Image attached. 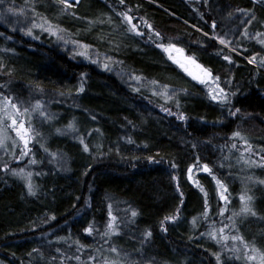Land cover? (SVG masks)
<instances>
[{
    "label": "trees",
    "instance_id": "trees-1",
    "mask_svg": "<svg viewBox=\"0 0 264 264\" xmlns=\"http://www.w3.org/2000/svg\"><path fill=\"white\" fill-rule=\"evenodd\" d=\"M63 7L58 0L0 3V45L13 55L0 69V92L26 103L47 104L56 115L55 128L74 122L79 137L89 145L85 152L79 137L42 130L44 136L49 135L44 147L48 151L33 144L32 158L40 163L27 169L38 186L34 196L28 194L24 180L0 166V263L75 264L74 257L102 244L108 205L114 200L138 213L128 235L141 246L142 262L218 264L219 253L220 264H245L243 259H234L231 239L218 244L203 235L213 222L217 230L233 222L228 218L240 211L242 194L253 197L256 215L235 217L237 228H226L224 234L242 235L250 245L255 242L264 250V186L252 185L254 177L264 179V167L241 173L238 161L244 143L232 139V133L240 131L252 145L251 160L260 159L256 153L264 148V65L260 64L264 45L256 33L264 34V0H125L123 5L119 0H80L67 12ZM9 8L23 11L10 12ZM86 8L92 10L87 15L93 17L97 11L98 17L102 13L114 22L118 32L112 36L110 49L88 36L78 40L77 15ZM128 9L143 36L127 32L129 25L122 23L118 13ZM253 15L255 20L247 25L249 36H244L246 21ZM45 18L65 30L63 40L38 28L27 34L33 21L41 23ZM218 35L229 43L220 44ZM72 41L90 45L91 59L80 55L82 49ZM161 43L175 44L219 76L230 104L212 100L209 88L171 60L158 46ZM254 54L257 63H249ZM224 55H230L233 62L225 61ZM97 59L100 62L93 63ZM104 63H109L110 70ZM133 75L143 79L135 81ZM153 80L159 85H153ZM229 80L230 84L225 83ZM82 83L84 91L78 92ZM162 85L177 90L174 99L154 94L163 91ZM236 108L240 113L230 115V109ZM180 113L186 118L179 119ZM232 143L237 147L232 148ZM52 152L61 155L63 162L54 163ZM8 163L9 169L22 168L25 160ZM204 164L212 169L211 174L203 171ZM213 176L230 194L223 217L219 212L225 204ZM201 187L208 194V219L202 215L205 195ZM177 209L179 218L165 222L164 231L162 222L176 215ZM193 217H200L195 227ZM93 223L98 231L90 235L84 229ZM149 230L152 235L145 240ZM126 238L117 235V247Z\"/></svg>",
    "mask_w": 264,
    "mask_h": 264
},
{
    "label": "snow or ice",
    "instance_id": "snow-or-ice-1",
    "mask_svg": "<svg viewBox=\"0 0 264 264\" xmlns=\"http://www.w3.org/2000/svg\"><path fill=\"white\" fill-rule=\"evenodd\" d=\"M205 3H207V0H204ZM0 3H3V0H0ZM58 3L63 5V11L67 12L69 10V8H71L73 5L70 3V0H58ZM80 3V0H75V4L78 5ZM119 3L121 5H123L125 3V0H119ZM8 11L10 12H15V11H23L22 9L17 10L14 8H9ZM33 11H35L33 9ZM131 9H128V11H124L121 13H118L119 16H121L122 19V23H126L129 25L127 32H133L138 36H143L144 33L140 32L138 26L136 23H133V19L134 17L129 15V12H131ZM241 12V14L243 16H248L250 15L249 12H246L244 10H238ZM73 15H75V13H73ZM143 19V18H141ZM253 20H255V16L253 15L251 19L246 21L245 24V31L243 33L244 36H249V33L247 31V25H250ZM109 22H111V18H109ZM144 24L151 29L152 31H154V29L152 28V25L149 24L147 21H144ZM40 29L41 31H46L48 32L49 35H54L57 37V39L59 40H63L64 37L62 35V33L65 31L63 28H61L59 25L53 24L50 20H47L46 18L43 19V22L41 23H36L35 21L32 22V25L30 28L27 29V34H31L33 29ZM212 28L216 29L217 28V21L213 20L212 22ZM155 35L157 37H160L161 34L159 32H155ZM262 35V33L257 32L256 33V37L258 39V42L261 45H264V39H259ZM39 38V37H37ZM149 38L151 39V36H149ZM216 39L219 40L220 44L222 45H226L229 43V41H227L223 36H217ZM74 46L80 47L82 49V51L80 52V55L85 56L86 58L91 59V57L88 55V49L91 47L88 44H84L80 41H72ZM159 47L163 48L165 51L170 52L171 50H175L177 52L182 53L183 49L177 48L175 44H159ZM233 52L236 51L235 48L232 49ZM187 60L188 63L192 64L195 66V68L200 70V74H197L193 71H191L189 69V67L187 66L186 63H182L181 60L176 59L175 62L180 64V67L184 69L185 72H187L190 76L193 77V79H196L198 81H200L201 83L205 84L206 86L211 84L214 85V87H209V93L211 96V99L214 101H219L220 103L224 104V105H228L230 104V98H229V93L225 90L224 87H221V78L219 76H213L212 72L210 69L205 68L203 65H200L198 63H196L195 59L193 57H186L185 58ZM223 59L225 61H228L229 63H232V58L230 55H224ZM106 60L108 61H112L111 57H106ZM99 59L94 60L93 63H99ZM114 63H119V61H112ZM249 63H257V56L254 54L252 57L249 58ZM260 64L264 65V57L260 58ZM5 67V65L3 63H0V69H3ZM103 67L105 69H109L110 70V65L109 63H104ZM131 79L135 80V81H141L143 78L141 76H136L133 75L131 77ZM151 83L153 85H159L158 81H151ZM225 83H231V81H225ZM163 91L162 92H154L155 95H162L164 97L165 100H172L174 99L177 90L174 88H170L168 85H162L160 86ZM78 92H83L84 91V87H83V83L81 84L80 88L77 89ZM134 91H139V89H134ZM180 91H183V89H181ZM169 92H171V95H169ZM231 95H235V93H231ZM16 101V102H14ZM25 103V101L23 100H19L16 97H11L8 95H5L4 93L0 92V147L5 148V150H7V144L6 141L11 140L12 141V145H13V151L15 150L16 147L20 146V143H22V148L20 151V155L19 156H14L13 158L16 160H23L25 156L30 155L31 154V148H29V144L31 141L35 140L37 136H39L40 134L38 132H36L35 128H33L31 126V121L29 120L28 122V127L25 126V121L23 119H21L22 116H24L25 114H28L29 116L31 115L32 112H38L39 115L46 119V120H52L53 116L52 114H48L46 113V111L44 110V106L42 104V102L40 100H36L35 103L31 106V112L29 110V108L24 107L23 110H21L22 105ZM177 106L179 107V102L177 101ZM162 110L165 112H169L170 113V109L166 108V107H162ZM240 109L236 108L234 111H232L230 109V115L232 116H236L237 114L240 113ZM179 119H185L186 117L183 115V113H180L178 116ZM12 130L15 132L16 134V138H12L11 136L8 135L9 131ZM77 129L75 127V123L74 122H69V124L67 125V128L64 129L63 131L61 129H57V132H61V134H65L68 131L71 132H75ZM96 131H99L98 129ZM239 139L241 140L245 145L246 148L244 149L245 152H251L252 151V145L248 142L247 137H245L240 131H234L232 133V139ZM79 142L80 144L83 145L84 151L87 152L89 151V145L87 143H85V139L84 137H79ZM41 147H44L43 145H41ZM232 148H236L237 145L236 143H232L231 145ZM44 151L47 152L48 149L44 148ZM261 152H264V148H261L259 152H257L256 154L258 156H260V159L258 161L256 160H245L244 159V155L243 153L241 154V160L244 162V164L251 166V165H257L259 167H264V155H260ZM51 157L56 158L57 157V153L52 152ZM149 159H152L151 157ZM239 162V161H238ZM40 162L37 161L35 159V157H33L30 161L29 164H39ZM3 167L4 170H10L13 176H17L19 178H21L22 180L25 181V187L27 188V192L29 195H36L37 192V188L38 186L33 182V173L31 171H26L25 168H11L9 169V163L5 162L2 165H0ZM173 167H175V164H173ZM221 167H223V164L221 165ZM189 179H192V171H193V167H189ZM203 171L205 173H209L211 174L212 169L209 168V166L207 164L203 165ZM36 175H40V173H36ZM213 179L216 180V185H217V190H218V195L220 200L224 201L225 206L220 208V212L219 215L221 217H223L225 211L227 210V205L229 203V193H228V188L227 186L218 178H216L215 176H213ZM248 179H252L251 177H249ZM194 183H196L197 187H200L199 182L198 181H194ZM259 183H264V180L259 181ZM177 187L179 188V185H177ZM201 191L204 192V189L201 187ZM205 195V204H204V212H203V218L208 219L209 217V204H208V194L207 192H204ZM181 196H183V193L181 192ZM240 200L242 203V207L240 208L239 212H234L233 215L231 217H229L228 219L230 221H233L230 225H224V227L220 228V229H216L215 227V222H213V224L210 226V231L204 233L203 235H207L210 239L216 240V242L218 244H220L222 241H227L229 239H231L233 242H239L242 245V249L240 247H237L236 244L234 243L233 248L231 249V251L233 253H235L234 259L236 260H240L243 259L245 261V264H264V250H262L260 247H257L255 242H253L251 245L244 239V237L242 235H233L231 237H229L228 235H225V229L226 228H232V229H236L237 225L234 222V218L240 215H252L255 216L256 213L253 211V208L251 206V202L253 200L252 196H248L246 194H242L240 196ZM112 206L109 205V212H108V222L107 225L105 227L104 232L101 234L102 237H109L111 238L114 234L119 233L120 231V227L116 224V217L112 214L111 211ZM179 213H180V209H177L176 215H171V216H167L165 217V221L162 222V228H163V224L167 221H176L179 218ZM137 211L136 210H132L131 211V217L134 218L137 216ZM52 219H55V217H52ZM200 219V217H193L192 218V224L195 227L198 220ZM164 231H167L166 228H163ZM84 231L88 234H93L95 232H97L98 230L95 227V224H90L87 228L84 229ZM152 233L151 231H145L144 233V237L145 240H147L149 237H151ZM62 239V238H61ZM108 241H105V243H107ZM77 243H79L77 241ZM223 247H227V245H222ZM81 248H83V245L80 246ZM35 251V250H34ZM57 252L60 251L59 248L56 249ZM79 251V249H78ZM99 251V250H98ZM108 251L110 253H115L117 255H119V249L117 247H110L108 249ZM242 252V255H241ZM216 257H217V261L218 264H220V254L216 253ZM76 260H79L80 257L76 256L74 257ZM63 259V258H62ZM97 259L98 257L93 255V256H89V260L92 261V264H97ZM100 264H123L122 261H118V260H110L107 257H100ZM129 264H136V261H129Z\"/></svg>",
    "mask_w": 264,
    "mask_h": 264
},
{
    "label": "rangeland",
    "instance_id": "rangeland-1",
    "mask_svg": "<svg viewBox=\"0 0 264 264\" xmlns=\"http://www.w3.org/2000/svg\"><path fill=\"white\" fill-rule=\"evenodd\" d=\"M70 3L73 5L72 7H75V0L70 1ZM86 9H89V11L84 12ZM82 13L78 14V26H77V30L75 32L78 40H81L82 38H84V36H88L89 39H92L95 42H99L101 44L104 45V48L106 50L110 49L113 46V38L112 36L114 34H116V26L114 24V22L111 20V22H109V18H111L110 16L107 15H103L102 13L100 14L101 16L98 17L99 12L96 11V15H94L93 17L90 15H87L86 13L92 11L91 8H86ZM107 30V31H105ZM264 36V35H263ZM176 51L173 49L170 52L166 51L167 56L175 61L174 58V53ZM2 53V55H0V63H6L7 61L9 62V58H11L13 55L11 53V50H8L4 45H0V54ZM176 63V62H175ZM179 67L180 64L176 63ZM181 68V67H180ZM182 70H184L183 68H181ZM206 86V85H205ZM214 85H207L206 87H213ZM16 102V101H14ZM34 103H24L21 107V110H23L24 107L29 108L30 112H31V106ZM44 106V110L46 111V113L48 114H52L53 118L52 120H46L44 118H42L38 112H32L31 115L29 116L28 114H25L24 116L21 117V119H23L25 121V126L28 127V122L29 120L31 121V126L33 128H35L36 132H38L40 135L36 137L35 140L31 141L29 144V148H31L32 150V145L37 143L39 144V146L43 145L45 147V143L47 141V139L49 138V135L44 136L42 130H46L48 128H51V130L54 132V135H63V136H68L70 138L76 139L79 137L78 134V127L75 125L76 127V131L73 133L71 131H68L65 134H61V132H57V129H61L62 131L64 129L67 128V125L69 124V122L71 121H67V123H65L64 125H62L61 127L59 126V128H55L56 127V123H55V113L51 112L49 106L47 104L42 103ZM52 132V133H53ZM9 136H11L12 138H15L18 140V138H16V134L14 131L10 130L8 133ZM7 144V150H5V148L0 147V163H4V162H15V163H19L22 160H16L13 157L14 156H19L20 155V151L22 148V143H20L19 147H16L15 150L13 151V145H12V141L8 140L6 141ZM43 147V148H44ZM42 148V147H41ZM246 148V145L244 144V148H243V155H244V159L245 160H251V156H253V151L249 152H245L244 149ZM32 158V152L30 155H27L24 157L23 160H25V163L21 164L22 168H25V170L27 171V169H29V161ZM52 160L54 163L58 164V163H62L63 159L61 157V155L57 154L56 158L52 157ZM239 169L240 172L243 173L244 170H256L258 169L257 165H251L248 166L246 164H244V162L241 160V157L239 158ZM250 174V173H247ZM252 185H262L264 186V183H259V181H262L264 179H252ZM250 179L247 180V182L245 183V185L250 186ZM247 186V187H248ZM109 205L112 206L111 211L112 214L117 218L116 219V224L120 227V231L117 234H114L111 238L109 237H102L101 241L102 244L99 247L94 248L91 251H84L81 252L80 254V259L77 260V262L75 264H92V261L89 260V256H97V264H100V257H107L110 260H118V261H122L123 264H129V261H136V264H164V263H149V262H142V256L140 258V252H141V246L135 242V238L133 236H130L128 234H130V226L133 224V218L131 217V209L124 203L114 200V201H110ZM109 205H108V210H107V214L109 212ZM248 216V215H246ZM109 217H107V221L105 224V227L107 225ZM104 227V230H105ZM103 230V232H104ZM124 235V236H128L129 239H125L123 243V245L121 244L120 247H117V244L115 243V240L117 239V235ZM105 241H108L107 243H105ZM236 244L237 247H240L242 249V245L239 242H234ZM230 244L227 245V247H229ZM110 247H117L119 249V255L115 254V253H110L108 251V249ZM99 250V251H98ZM223 254H227L228 251L226 250H222ZM242 253V252H241ZM228 256V255H227ZM2 264V263H0Z\"/></svg>",
    "mask_w": 264,
    "mask_h": 264
},
{
    "label": "water",
    "instance_id": "water-1",
    "mask_svg": "<svg viewBox=\"0 0 264 264\" xmlns=\"http://www.w3.org/2000/svg\"><path fill=\"white\" fill-rule=\"evenodd\" d=\"M70 1H72V0H70ZM186 57H190V56H186L184 52L180 53V52H177V51H176V52L174 53V58H175V60H176V59L181 60L182 63H186V64H187V66L189 67V69H190L191 71H193V72H195V73H197V74H200V70L197 69V68H195L194 65L188 63L187 60L185 59ZM187 74H188V73H187ZM188 75H189V74H188ZM189 76H190V75H189ZM190 77L193 79L192 76H190ZM193 80H194L195 82H197V83H201L200 81H198V80H196V79H193Z\"/></svg>",
    "mask_w": 264,
    "mask_h": 264
}]
</instances>
